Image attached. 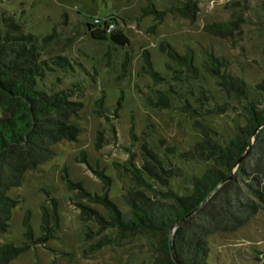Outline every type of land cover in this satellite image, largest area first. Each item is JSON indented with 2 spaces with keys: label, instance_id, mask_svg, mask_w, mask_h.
Here are the masks:
<instances>
[{
  "label": "rangeland",
  "instance_id": "1",
  "mask_svg": "<svg viewBox=\"0 0 264 264\" xmlns=\"http://www.w3.org/2000/svg\"><path fill=\"white\" fill-rule=\"evenodd\" d=\"M261 1L198 0L195 20L166 12L157 21L153 13L144 14L143 9L152 4L156 10L167 11L178 6L180 0H0V13L14 15L27 32L41 37L52 35L41 52L43 59L56 55L70 59L72 69L47 72L40 86L54 92L78 84L82 90L79 100L83 102L80 118L75 122L79 128L77 138L55 143L53 158L35 170H27L21 185L7 191L16 205L11 210L8 230L0 234V245H22L26 241V215L33 237H39L42 206L50 215V225L56 221L53 215L57 219L53 237L30 245L9 264L153 263L154 248L146 237L112 241L97 247L99 238L111 233L89 221L91 230L99 232L86 238V223L76 203L90 204L105 216L107 210L102 204L78 198V188H69L67 180L80 183L90 193L106 191L112 202L126 210L121 195L129 186L130 178L124 163L132 154L133 162L141 164L144 161L141 146L147 141L164 167L182 170V176L168 178V187L178 194L189 193L193 178L201 176L208 165L179 157L180 152L191 149L200 139L198 128L193 126L195 117L185 114L176 98L165 109L151 106L146 99L155 90L166 89L173 83V71L181 69L160 49V43L165 41L181 54L188 49L192 51L199 77L190 80L184 91L187 87L197 95L199 86H203L218 104L226 103L223 114L196 116L224 141L232 136L236 123H243L240 113L246 99L264 108V93L259 94L255 86L264 79ZM109 16H115L117 21L111 29L121 28L128 37L126 45H117L110 38L96 40L89 36L87 25L97 20L101 24ZM236 20L239 24L226 36L204 30L206 24ZM144 52L164 81L155 82L149 73L142 71V67H148ZM207 53L224 57L228 70L245 80L246 99L220 90L216 78L203 69ZM97 100H101V107L96 105ZM100 131L102 138L98 142ZM167 147H174V151H168ZM96 168L104 169L110 178L108 185L95 173ZM176 227H172V232ZM209 240L211 263L264 264V206L235 231L212 234Z\"/></svg>",
  "mask_w": 264,
  "mask_h": 264
},
{
  "label": "trees",
  "instance_id": "2",
  "mask_svg": "<svg viewBox=\"0 0 264 264\" xmlns=\"http://www.w3.org/2000/svg\"><path fill=\"white\" fill-rule=\"evenodd\" d=\"M260 7L264 12V0ZM198 11V0H180L178 6L167 11L156 10L152 4L143 9L144 14L153 13L157 21L166 12L193 21ZM98 21L87 25L92 39L110 38L117 45L128 43V37L121 28L111 29L117 25L115 16L104 18L101 24ZM238 24V20L210 23L204 25V30L212 35L226 36ZM51 39L52 35L41 37L27 32L14 15L0 13V234L8 230L11 210L16 205L7 191L21 185L27 170H35L53 158L52 146L55 143L75 140L79 132L75 122L83 108V102L79 100L81 87L74 84L49 92L40 86L47 72L72 69L66 56L41 57ZM160 49L181 69L173 71V83L148 95L147 102L158 109H165L171 107L176 98L181 103V110L195 117L193 126L198 128L200 139L191 149L180 152L179 157L186 161L206 162L208 165L203 174L193 178L189 193H176L168 187V178L182 176V170L164 167L154 148L144 141L141 146L144 161L135 164L131 154L124 163L130 178L129 186L121 195L126 210L112 202L104 190L101 194L90 193L80 183L70 180H67L68 185L72 189L74 186L78 188V198L102 204L107 210L105 216L90 204L76 203L80 217L86 223V238H92L99 232L91 230L87 225L89 221L98 228L110 230L111 235L99 238L97 247L112 241L146 237L155 252L152 264H214L208 260L210 235L235 231L264 206V108L256 101L246 99L245 80L228 70V61L224 57L207 53L202 62L203 69L216 78L220 90L246 99L240 113L243 123H236L232 136L220 141L218 134L196 116L223 114L226 103L218 104L203 86H199L197 95L187 87L184 91L190 80L199 77V68L194 64L190 49L181 54L165 41L160 43ZM143 56L148 67H142V71L149 73L155 82L164 81V77L153 69L147 52ZM255 86L259 94L264 93V79L256 82ZM100 103L101 100L96 101V105L101 107ZM130 134L135 139L133 129H130ZM101 138L100 131L98 142ZM167 150L173 152L174 147H167ZM94 171L106 185L109 184L110 178L104 169L96 168ZM154 180L157 182L152 183ZM159 184L163 188H157ZM196 208V212L172 232V227ZM56 221L54 224L57 226ZM54 224L50 225V215L42 206L41 235L34 238L26 215V241L22 245L1 244L0 264H9L30 245L53 237Z\"/></svg>",
  "mask_w": 264,
  "mask_h": 264
},
{
  "label": "water",
  "instance_id": "3",
  "mask_svg": "<svg viewBox=\"0 0 264 264\" xmlns=\"http://www.w3.org/2000/svg\"><path fill=\"white\" fill-rule=\"evenodd\" d=\"M194 212V211H193ZM191 212V213H193ZM191 213H189L188 215H186L185 217H183L180 221H178L174 226H178L180 225Z\"/></svg>",
  "mask_w": 264,
  "mask_h": 264
}]
</instances>
